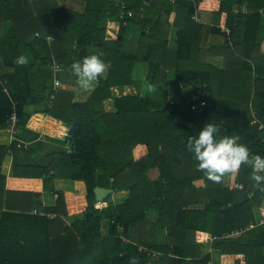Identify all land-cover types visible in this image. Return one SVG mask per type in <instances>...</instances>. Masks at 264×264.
<instances>
[{
    "label": "trees",
    "instance_id": "16d2710c",
    "mask_svg": "<svg viewBox=\"0 0 264 264\" xmlns=\"http://www.w3.org/2000/svg\"><path fill=\"white\" fill-rule=\"evenodd\" d=\"M63 1L0 0V131L14 103L19 118L17 139L0 143V264H211L213 252L221 264H264V192L252 169L242 165L228 186L214 183L186 146L214 123L217 139L239 136L264 156V0ZM202 12L210 23L193 17ZM212 36L225 40L212 44ZM96 50L110 68L86 100L54 86V59L60 80L75 81L71 65ZM22 54L26 67L14 63ZM140 78L148 89L178 85L195 97L127 95L106 110L111 88ZM31 128L65 150L32 165L29 143L20 146ZM58 179L75 192L56 190ZM97 186L130 196L100 210ZM43 190L57 197L54 206ZM134 227L144 230L132 239Z\"/></svg>",
    "mask_w": 264,
    "mask_h": 264
},
{
    "label": "clouds",
    "instance_id": "9594fccd",
    "mask_svg": "<svg viewBox=\"0 0 264 264\" xmlns=\"http://www.w3.org/2000/svg\"><path fill=\"white\" fill-rule=\"evenodd\" d=\"M102 56L103 53L96 50L71 65L76 84L82 91H94L97 81L108 72L110 64ZM30 62V57L23 54L14 60L21 67L28 66ZM220 131L219 124L207 123L198 137L188 138L186 146L189 152L194 153L198 171L204 172L208 180L220 183L226 174H235L242 165H248L252 169L250 179L254 181V187L264 192V187H261L264 185V156L253 155L246 145L238 142L239 136L224 135L217 139ZM131 264H138V261L132 258Z\"/></svg>",
    "mask_w": 264,
    "mask_h": 264
},
{
    "label": "crops",
    "instance_id": "0c3cea01",
    "mask_svg": "<svg viewBox=\"0 0 264 264\" xmlns=\"http://www.w3.org/2000/svg\"><path fill=\"white\" fill-rule=\"evenodd\" d=\"M66 1L69 4L72 3V5H74V6L76 5L71 0H66ZM207 15H208V18L206 19L205 23L208 24L211 22L212 16L210 13H207ZM215 37H217V36H215ZM213 39L211 37L210 42L212 44H216L217 42L216 43H214L215 41L212 42ZM219 42H221V41H219ZM263 51H264V47H263ZM5 72H6L5 68L0 67V73H5ZM60 76L62 77L61 78L62 89H67V90L73 91L76 95L75 99L77 101L86 100L90 96V94L92 93V91L87 92V93L82 91L77 86L76 80L66 82L67 76L69 77V75H60ZM103 77H106V74ZM97 85H98V82L96 83L95 87ZM185 89L188 90V92H189L188 96L192 100V98L195 97L192 88H185V87L183 88L182 86L180 87L178 85H167V86H157V87H154L152 89H148L147 83L144 81L143 78H140L137 80L135 86L134 85H128V86H117V87L111 88V98L106 100L105 108L107 111H115L114 98L121 97V96H127V95H135V94L148 95L152 98L160 99V100L167 101L170 103H183L184 101H187V100H185V98L187 99V96L183 93V91H185ZM33 126L37 128V126H35V125H33ZM20 136H21L20 138L23 142H25L27 144L29 143V147H30L29 149L32 151V154L34 155V157H37V156H40V154H43V157L45 156L46 161H48L49 151H51V150L44 148L43 144H45L46 142L51 143V140H49L46 135L40 134L39 132H37L36 130H32V128H31L30 130L29 129L22 130L20 132ZM44 139H46V140H44ZM0 140H1L0 143L5 141L6 143L10 144L9 133L6 130L0 131ZM151 172L155 174L158 172V170L155 169V170H152ZM151 172H150V174H151ZM231 177H232V174H230V180L229 181H226V179H224L225 186H228L230 184ZM59 180H61V179H59ZM63 181L68 182V184H69L67 186V188H64L65 190H69L70 193L75 192V183L73 181L61 180V183H64ZM198 182H200V184L202 183V185L204 184L203 181H198ZM62 185H66V184H61V186ZM198 186H201V185H198ZM41 192H42V200L45 203V206H54L56 204V200H57L56 196L51 195V193L49 191L43 190ZM129 196H130L129 190H122L120 192L113 193V195L110 199L115 204H119V203L124 202ZM103 204H105L106 208H107L110 204V201L103 202ZM259 214H260V212H259ZM153 220H154V218H153ZM104 224H105L106 228H108V226L110 227L109 220H106ZM207 247L208 246L206 245V247L204 248V252H207ZM214 255H219V254L214 252L213 257H214ZM213 261H214V258H213ZM213 261L211 264H213Z\"/></svg>",
    "mask_w": 264,
    "mask_h": 264
},
{
    "label": "rangeland",
    "instance_id": "374dc122",
    "mask_svg": "<svg viewBox=\"0 0 264 264\" xmlns=\"http://www.w3.org/2000/svg\"><path fill=\"white\" fill-rule=\"evenodd\" d=\"M61 1V0H60ZM63 2H65V4H66V1L64 0ZM68 5H72V3L71 4H69L68 3ZM77 7H79V6H77ZM208 18V15H207V12H202V13H200V19L202 20V21H206V19ZM214 38V39H213ZM212 39H213V41L212 42H214V43H221V42H223V40H225V38H223V37H220V36H217V37H215V36H212ZM219 41H221V42H219ZM216 43V44H217ZM263 47H264V45H263ZM0 67H2V64L0 63ZM183 93L187 96V99L188 100H190V97L188 96L189 95V92H188V90L187 89H185V91H183ZM110 106V105H109ZM1 141V140H0ZM44 145V148H46V149H48V150H54V149H56V150H58L59 152H61V150H65V148L64 147H62L61 146V143H59V144H57V145H54V144H52V143H50V142H46L45 144H43ZM42 145V146H43ZM67 147L68 146H66V149H67ZM51 151H49V153H51ZM31 160H32V165H35V166H39V164H44V162L46 161V158H45V156L43 157V154H40V156H37V157H34V155H33V157L31 158ZM159 175V173L157 172V173H152L151 172V174H150V176L154 179V178H157V176ZM223 179H226V181H229L230 180V174H226L224 177H223ZM60 181V182H59ZM64 183H61V180H55V187H56V190L58 189L59 191H62V192H65V193H70L69 192V190H65L64 188H67V186L69 185L68 184V182H65V181H63ZM61 184H66V185H62L61 186ZM197 184L198 185H202V183L200 184V182H197ZM61 188V189H60ZM109 196V195H108ZM108 196L105 198V200L108 198ZM108 201H110L111 202V199L110 198H108L107 199V202ZM98 205V204H97ZM96 205V208L97 209H100V210H103V209H105L106 208V205L105 204H103L102 203V206L101 207H99V206H97ZM262 209H264V204H263V207H262ZM258 214H259V212H258ZM260 215V214H259ZM150 217H152V218H154V219H157V215L155 214V212H152L151 214H150ZM143 230L144 229H140V228H138V227H134V228H131L130 229V235L132 236V239L133 238H136L137 236H139L140 235V232L142 233L143 232ZM158 233L160 234L159 235V238L157 239L158 240V242L160 241V242H162V240L165 238V236H164V234H163V232H159L158 231ZM149 240H151V237L149 236V235H145V236H143L142 237V240L141 241H143V242H145L146 243V241H149ZM147 244V243H146ZM207 251H211V248H210V245L209 244H207ZM214 253V252H213ZM214 261H213V264H221V258H220V255H214Z\"/></svg>",
    "mask_w": 264,
    "mask_h": 264
},
{
    "label": "built area",
    "instance_id": "2783aa9c",
    "mask_svg": "<svg viewBox=\"0 0 264 264\" xmlns=\"http://www.w3.org/2000/svg\"><path fill=\"white\" fill-rule=\"evenodd\" d=\"M144 1H145L146 5H149L148 0H144ZM128 15L131 17L132 12H129ZM193 17L198 21L200 20V16L198 13H196ZM224 30H226V29H224ZM50 37L48 38L49 40L54 39L53 37L52 38H50ZM51 69H52L53 74H54V86L56 88H62V82L59 78V73L64 71V67L61 64L57 63L54 59L52 62V65H51ZM5 91L7 92V89H5ZM53 99H54V95L51 96V100H53ZM206 105H207L206 101L202 100L199 104H193L191 106V108L193 110H198V109H200ZM13 108H14V111L9 116V121H8V124L6 127V131L9 133L10 144H12L17 139V135L19 134V128H18L19 118H18V115L16 112V103H14ZM44 140H46V139H44ZM20 146H24L26 148L28 146V144L24 143L23 141L20 140ZM33 213L34 214L40 213L41 215L45 214L44 211H38V210H33ZM263 222H264V220H262V223ZM239 234L240 233L238 232L237 235H239Z\"/></svg>",
    "mask_w": 264,
    "mask_h": 264
},
{
    "label": "water",
    "instance_id": "95a60500",
    "mask_svg": "<svg viewBox=\"0 0 264 264\" xmlns=\"http://www.w3.org/2000/svg\"><path fill=\"white\" fill-rule=\"evenodd\" d=\"M183 106L187 107L188 105L183 104ZM94 191H95L98 202L101 204L104 202L105 198L108 195L113 193V190L111 188H106V187H101V186H97Z\"/></svg>",
    "mask_w": 264,
    "mask_h": 264
},
{
    "label": "bare ground",
    "instance_id": "6f19581e",
    "mask_svg": "<svg viewBox=\"0 0 264 264\" xmlns=\"http://www.w3.org/2000/svg\"><path fill=\"white\" fill-rule=\"evenodd\" d=\"M97 206L101 207V206H102V204H101V203H98V205H97Z\"/></svg>",
    "mask_w": 264,
    "mask_h": 264
}]
</instances>
